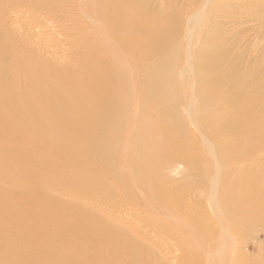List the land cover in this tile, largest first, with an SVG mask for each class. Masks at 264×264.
I'll return each mask as SVG.
<instances>
[{"label": "bare ground", "instance_id": "6f19581e", "mask_svg": "<svg viewBox=\"0 0 264 264\" xmlns=\"http://www.w3.org/2000/svg\"><path fill=\"white\" fill-rule=\"evenodd\" d=\"M215 1L209 0V3ZM76 4L92 23L89 30L80 18L79 26H85L80 35H89L85 43L82 41L81 49L90 51L80 68L69 64L55 66L36 60L32 54L26 60L16 56L9 66L8 54L16 53L19 46L9 37L0 36V264H167L170 261L162 257L161 248H166L169 240L176 244L180 254L174 264L186 257H194L196 264L207 259L209 264H243L244 256L232 257L228 251L239 231L262 234L259 251L264 249V199H260L257 184L252 186L251 170L244 167L247 161L258 163L260 145L251 143L262 137L258 129L264 126V106L263 113L255 115L256 107L234 97L239 89L234 88V83L227 85V77L218 67L219 60L214 57L209 62L203 61L214 56L209 41L212 36L198 37L195 23L207 18L204 9L208 7L194 12L184 25L175 17L160 27L157 22L161 18L157 14L132 13L131 0H0V6L31 18L52 7L69 17ZM224 6L211 7L216 13ZM185 40L188 47L202 40L207 42L203 49L189 52L186 47L184 53L188 69L196 76L198 101L188 108L192 120L198 124L199 120L204 122L219 114L213 126L199 125L217 145L214 165L220 169L219 166L231 162L235 168L244 170L242 176H232L231 172L227 175L229 168L219 170L222 177L219 181L215 179L214 189L210 186L216 195L212 196V207L220 223L218 228L205 217L200 220L196 212L189 214L178 209L170 197L173 193L163 188L165 184H172L165 172L174 173L180 164L187 163L193 164L204 177L207 171L202 170L209 163L200 165L174 144L175 132L164 113L160 118V134L166 142L160 149L154 151L146 144L151 137L144 134V143L136 142L135 150L130 151L129 164L139 162L144 166L146 180L139 187L150 194L140 223L132 226L121 213L123 205L132 207L134 201L130 191L123 192L117 183L116 164L122 152L118 153L115 145L119 137L118 121L128 113L125 111L132 82L126 70H117L118 59L114 54L119 51L129 58L132 47L145 54L143 61L151 66L141 84L145 101L135 106L138 110L145 107L165 112L179 98L176 92L171 95L175 81L171 60L181 51ZM112 67L117 68L119 75L110 72ZM21 73L24 80L19 78ZM123 93L126 99H122ZM74 100L78 103L74 104ZM71 112H80L77 119L68 117ZM88 112L91 114L86 115ZM9 114L11 117L6 118ZM106 119L111 122L105 123ZM5 128L11 131L6 132ZM71 129L79 135L60 137L62 131L67 133ZM108 137L112 143L106 141ZM134 137L142 141L141 131ZM230 139L235 143H228ZM85 168H92L94 176L101 181L94 178V183L89 185L93 180L89 181L87 176L78 178L76 171ZM108 170L110 173L112 170L111 176H107ZM103 177L113 180L109 190L118 195V201H108L102 208L106 214L101 218L102 209H87L79 204L96 199L89 194L106 183ZM198 182L204 183L201 177ZM138 241H145L146 246ZM250 264H264V257L258 256Z\"/></svg>", "mask_w": 264, "mask_h": 264}, {"label": "rangeland", "instance_id": "374dc122", "mask_svg": "<svg viewBox=\"0 0 264 264\" xmlns=\"http://www.w3.org/2000/svg\"><path fill=\"white\" fill-rule=\"evenodd\" d=\"M202 1L203 3H201ZM131 2L132 13L141 12L145 16L157 14V16L161 18L157 22V25L160 27L163 25V22L166 24L168 20L174 21L176 18L182 22V25H184L183 23L186 24V20L188 17H191L194 12L201 8L204 9L205 7H208L207 9H204L206 11L207 18L205 20H198V22L195 23L196 34L199 33L197 34L198 37L204 34L212 36L209 41H211L212 49L214 48V56L211 58L207 57V59L203 61L209 62V60L216 57L219 60L218 67L221 71L223 69V74H225L227 77V85L234 83V88H238L240 91L233 94L234 97L241 99L248 105L256 107L255 111H253L255 115L263 113L264 108L263 110L261 108L264 106V0H216L213 3H209V0H131ZM210 4L212 7L216 5L224 6V4H228V6L225 5L223 8H221V10L215 13L213 12ZM55 9V7L47 8L38 12L35 17L31 18L27 14L23 15L17 11L12 12L6 6H0V36L7 38L9 37V40H12V42L17 43L19 46L16 53L8 54V60L6 62L7 65H12L15 62L14 58L16 56L20 55L24 58V60H26L29 59L28 57L32 54L36 60L44 62L46 61L48 63L54 64L55 66H63L65 64H69L72 65V67L77 68L82 66L81 63L85 61L84 57H86L87 54H90V51L88 49H81V47L84 46L81 43H85L89 35H86V33L84 35H80L82 30L81 28L85 27L84 25L83 27L79 26L81 22L80 18L82 17V19L85 21L86 27L89 30L92 27V23L88 22V18H86L81 12V7L79 4L73 5V11L69 17H67L64 12H58L56 11L57 9ZM208 12H210V15H208ZM63 31L64 33H62ZM72 37L74 38L72 39ZM206 45L207 42L202 40L197 43L196 46L190 45L188 47L185 40V43H182L181 45V51H179V53L171 60L173 67L172 74L175 77V81H173L174 83L172 85L174 91L171 93V95H174V92H176L179 95V98L177 102H174L173 105L165 112H160L158 110L153 111L145 107L143 109L139 107V110L137 108V105H142L145 101L141 84L144 80V77L147 76L149 68L151 67L148 63L143 61L145 54L134 47H132L133 54H131L129 58L122 55V53L119 51H116L114 54L115 59H118L116 62L118 69L116 67H112L110 72L112 71V74L119 75L120 70H126V75L129 76V79L132 82V92L131 96L128 98L129 102L127 101L128 106L127 110L125 111L128 113L125 117H122L121 120L118 121L117 131L119 137L116 139L115 144L117 147V152H122V155L120 156L121 160L116 164V169H118L116 170L117 183L120 185L123 192H127L128 189V191L131 192H129V194L132 195V200L136 202L135 204L134 202L132 203V207L130 205H123L124 208L121 207L122 215H125L128 220L132 222V226L134 224L140 223L141 216H143L142 211L144 209V203L150 199V194L141 190L139 187V183H142L144 180H146L144 177V166L139 162L132 163V166L129 164V158L131 156L130 151L131 149L135 150L134 146L136 145V142L144 143V134L145 136L151 137L149 140L150 142L147 140L146 144H148L154 151H158L160 149L163 142H166L164 137H162L160 134L162 127L160 118L164 113V115H166L165 117H168L169 119L167 120L169 121V126L173 127L171 129H173L175 132L176 139L175 143H173L178 145L179 149H183L187 154L193 156L195 161H198L200 165L202 164V166H206V164L209 163V167L202 170L207 171L204 177L201 176L202 172L200 175L196 167L192 166L193 164L187 163L180 164L177 170L174 172L175 174L168 171L165 172L166 176H168V178H170L172 181V184H165L163 188L170 191V193H173V195L170 197L178 209L189 214L196 212L200 220H203L205 217L206 219L213 222L215 224L213 225L215 227L217 226L218 228L220 223L218 224L217 214H214L215 210L214 207H212L213 197L215 198L216 195L212 189H214L216 184L214 183L216 182L215 179H218L219 181L222 177V173L221 171L219 173V170L229 168L227 175H229V172H231L232 176H237L240 174L242 176L244 169H238V167L235 168L232 166L231 162L221 165L222 168L219 166L220 169L215 166L217 160V154L215 153L216 149H218L217 145L212 140V138L203 133L199 128V125L202 126L203 124L213 126L215 123L214 118L219 114H214L213 117L205 119L204 122L199 120V123L197 124L196 122H193V116L188 110L190 105H193L198 101V98L195 92L196 76H194L193 71L190 72L188 69L189 67L187 66V60L184 53L187 50L186 47L189 49V52H192L195 48V51L200 50L205 48ZM116 69L120 70L117 71ZM24 77L25 76L23 73L19 75L21 80H24ZM120 85H122L121 92H123V84L120 83ZM190 88L194 90L192 91ZM185 89L187 90L185 91ZM184 92H188V94L183 95ZM123 95L124 93L122 94V99H126V97ZM170 101L173 102L174 99H170ZM76 103H78L77 100H74V104ZM125 103L126 101H124V104ZM79 113L80 112H71L68 117L71 120L77 119ZM89 113L90 112L85 114L90 115L91 113ZM5 117L9 118L11 115H5ZM177 119L179 121H177ZM110 122L111 119H106L105 121L107 124ZM177 123L180 125L177 126ZM243 124L245 126L246 121ZM259 129V134L262 135V137L259 136L261 137L259 140L251 143L260 145L261 151L257 154L258 163L253 160L247 161L244 164V167H248L249 170H251V174L254 178L252 186L255 187V184H257L256 189L259 190L260 199H264V126L261 128V130ZM4 130L6 132L11 131L9 128H5ZM138 131H141L142 133V141L141 139H134L136 138L134 136L138 133ZM75 135L78 136L79 133L76 134L71 129L70 132L67 133L62 131L60 137L68 139ZM106 141L112 143L111 137H108ZM227 141L230 144L235 143L232 139ZM126 145H128L127 148ZM240 145H244V142ZM60 149L62 151L64 148H59V150ZM69 149H72V154H74V148L69 147ZM123 149L125 151H123ZM212 153L214 156L211 155ZM74 156L78 155L74 154ZM70 159L74 160L73 158ZM16 161H20V158ZM99 164H106V162L99 161ZM215 171L219 174H215ZM245 172H248V170ZM76 174V176L80 179H84V177L87 176L89 181L93 180L89 183V185L94 183V178L96 181H101V179H98L94 176L92 168H85L81 171H76ZM79 174L82 176V178L78 176ZM111 175L112 170L111 173L108 170L107 176ZM215 176H218V178ZM200 177L204 182L203 185L198 182ZM103 179L106 181V183L101 188L94 191L92 190L89 194V196L96 199L90 198L89 201L85 202V204L81 203L79 206L85 207L87 209L98 207V209L101 210L102 208L106 207L105 205L108 201L110 203L118 201V198L116 197L118 195H114V193L109 190V188H111L110 184L113 180L109 177H103ZM135 185L138 186L136 187ZM129 186L131 188H129ZM220 187L222 188V185ZM139 191L144 193L145 196H143V194L142 197L140 195L142 193ZM210 197L212 199H210ZM96 200H98V202H96ZM158 208L165 210V207L160 205H158ZM104 211L105 210L103 209L100 211L101 218L106 214ZM262 241L263 236L260 233L255 235L254 233L248 231L247 234H244L239 231L238 235L234 236L232 241L233 244H229V247L231 245V250L228 248V251H231L230 254L232 257L235 255L244 256L242 263L250 264L258 256L264 257V249L259 251ZM138 243L142 246H146L145 241H138ZM167 243L168 246L166 248H161V251L163 252L162 257L170 261L167 264H174V259H178L180 254L175 248L176 244L174 242L169 240ZM209 261L208 259L204 260L202 264H209ZM177 264H196V259H194V257H186L183 260L177 262Z\"/></svg>", "mask_w": 264, "mask_h": 264}]
</instances>
